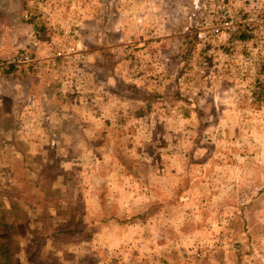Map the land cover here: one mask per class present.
<instances>
[{"label": "rangeland", "instance_id": "1", "mask_svg": "<svg viewBox=\"0 0 264 264\" xmlns=\"http://www.w3.org/2000/svg\"><path fill=\"white\" fill-rule=\"evenodd\" d=\"M212 5L0 0L14 264H264V22L203 47Z\"/></svg>", "mask_w": 264, "mask_h": 264}, {"label": "built area", "instance_id": "2", "mask_svg": "<svg viewBox=\"0 0 264 264\" xmlns=\"http://www.w3.org/2000/svg\"><path fill=\"white\" fill-rule=\"evenodd\" d=\"M38 6H42L41 15H37L36 18H48L50 16L49 8L45 11V4L47 0H33ZM245 6L243 12L239 13L238 10L234 11L224 0H213L212 7L208 10L209 19L204 22L203 28L198 30H190L187 33L194 34L198 39L201 46L206 47L207 43L212 41L215 38L221 40L224 37V40H229L231 36L241 33L243 31H255V26L259 29L262 27L264 22V0H243ZM213 17V19H212ZM261 24H259V23ZM249 25V26H248ZM253 26V28H252ZM36 43V42H35ZM230 43V42H229ZM61 53L57 50L54 54V58L51 60H46V65L55 66V58L59 59ZM5 64H12L15 61L29 62L33 69H40L41 61L39 59H33L28 54H20L19 60L16 58L8 59ZM206 62H201V69L199 72H202L206 67Z\"/></svg>", "mask_w": 264, "mask_h": 264}, {"label": "trees", "instance_id": "3", "mask_svg": "<svg viewBox=\"0 0 264 264\" xmlns=\"http://www.w3.org/2000/svg\"><path fill=\"white\" fill-rule=\"evenodd\" d=\"M45 192L48 197L53 200L56 199V197L52 196L48 188H45ZM18 232L19 230L16 225L0 217V264H14L15 261L12 254L13 248H16L15 236Z\"/></svg>", "mask_w": 264, "mask_h": 264}]
</instances>
